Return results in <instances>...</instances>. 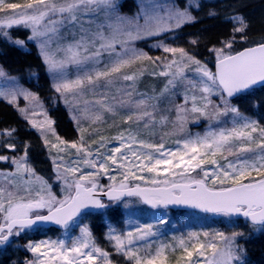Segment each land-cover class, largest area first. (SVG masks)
Returning <instances> with one entry per match:
<instances>
[{"label": "snow or ice", "instance_id": "obj_1", "mask_svg": "<svg viewBox=\"0 0 264 264\" xmlns=\"http://www.w3.org/2000/svg\"><path fill=\"white\" fill-rule=\"evenodd\" d=\"M194 19L189 6L181 9L156 0H140L135 15H122L119 0H0V35L11 39L8 30L13 27L30 30L27 41L36 42L52 75V87L79 133V139L69 143L56 133L53 120H29L49 154L56 149L53 171L61 182L62 198L28 164L25 143L23 155L11 158L14 171H0V247L42 223H54L66 232L79 226V235L67 239L29 240L24 247L33 259L25 264H113L88 225L78 221L85 210L108 207L98 193L112 202L138 197L153 209L176 206L228 219L240 216L250 226L247 238L264 233V125L231 103L233 97L264 86V38L235 51L237 34L241 41L248 40L249 22L234 13L229 17L233 25L229 38L220 42L221 47L209 49L215 56V71L182 47L161 41L155 46L171 56L155 59L136 47L137 41ZM14 43L23 47L26 41ZM145 61L156 66L151 73ZM146 73L163 78V86L141 91ZM0 77L5 83L15 79L2 70ZM20 95L39 106L38 97L17 84L0 90L10 103ZM177 96L183 97L182 103H175ZM20 111L27 114V109ZM190 115L194 121L203 118L209 125L231 126L181 135ZM109 120L117 130L114 136L104 135L100 128ZM169 125L171 131H163ZM14 132L4 129L0 136L11 137ZM166 137H175L173 146H168ZM113 141L118 146L109 148ZM3 147L17 145L6 142ZM7 159L0 155V161ZM101 174L111 181L106 188L100 183ZM166 224L158 217L133 231L117 234L109 228L106 236L130 264H173V260L174 264H246V248L240 243L244 231L189 230L173 236L175 243L169 244L156 239Z\"/></svg>", "mask_w": 264, "mask_h": 264}, {"label": "rangeland", "instance_id": "obj_2", "mask_svg": "<svg viewBox=\"0 0 264 264\" xmlns=\"http://www.w3.org/2000/svg\"><path fill=\"white\" fill-rule=\"evenodd\" d=\"M122 1L124 0H119V3ZM203 1L207 2L209 0H156V2L158 3L175 4L179 6L181 9H183L185 6H189V10L191 11L192 15L195 18L197 16L196 14H201V9H202L201 6L203 4ZM10 2L22 3L23 0H16V1L12 0ZM128 2H131L133 8L129 10V13L126 12H120V13L122 15H135L136 12L138 11V5L140 3V0H128ZM196 5H199V7H197ZM206 11L210 12L208 5L205 6V12ZM30 34L31 32L29 30V35ZM2 38L12 44H15L14 41L16 39L13 38L8 39L3 36ZM149 38H145V39H149ZM143 40L137 41L136 47L142 49L141 46H138V44L142 43ZM172 40L173 38H171L170 41ZM28 42L29 44H32V46L36 50V53L38 54V56H40L39 49L36 46V42L35 41H28ZM157 43L159 42L152 40L150 42H147L146 45L149 50L157 52L158 55L163 54L164 53L163 50L155 46ZM167 45L173 47L177 46L174 40L173 43L168 42ZM17 46L21 47L19 45ZM21 48L24 49V47ZM194 52L195 51L190 53L195 55L196 58L200 59L202 62H207L208 66L213 70V64L215 62L214 54H212V56L214 57V61L211 62L210 58H204L202 56H199L200 54L197 56ZM168 55L171 56L170 53ZM44 67H45L46 76L50 84L49 87L50 90L46 98L39 96V94L35 90H32L30 87L25 85L17 75L8 73L5 69H3V67L0 64V70H2L5 73V76L7 78H15L14 80L9 79L7 83H5V78L0 77V90L7 89L8 87H11L13 84H17L19 85L20 88L34 93L38 97V104H39V106H37L36 101L25 100L23 95L17 96L16 99L11 103L7 98L0 96V101H3L6 104L10 105L15 110L16 116L21 120L20 124L0 127V131H3L4 129H15V132L11 137L0 136V155L9 157V159L7 160L0 161V171H6V172L14 171V165L11 162V158L15 156L23 155L24 145L25 143H27L29 145L28 157H27L28 164L35 170V173L37 175L42 176L48 181V183L52 186L53 193L58 198H62L61 182L56 180L55 172L53 171L54 168L53 157L57 155L56 149H52L51 155L49 154V149L45 147L40 132H38L37 129L31 127V125L29 124V120H34L37 123L43 122L46 117L48 119L53 120L54 121L53 127L56 133L62 139L68 141L69 143L78 140L79 137L74 136L72 134L66 136L64 134L65 133L64 131L57 130L56 126H57V121L59 119L60 110L58 111L55 109L57 107L63 109L66 112L67 118L70 121L72 120L71 114L69 112L68 107L59 97V94L54 91L52 87L54 83L52 79V75L47 71V66L45 64ZM154 67L156 66H153V68ZM161 79H162L161 82V87H162L163 78ZM27 80L29 82V78H27ZM32 83L37 86V81L33 80ZM140 90L142 91L141 87ZM177 99H178L176 101L177 104L183 102L182 96H179ZM213 99H218V98L214 97ZM231 102L233 105L237 106L242 113L251 116L255 119H258L260 123L264 125V88L260 90H256L254 92H250L245 96L240 95L235 102L234 101ZM20 109H27V114L21 112ZM33 112H35L36 114L33 115L32 114ZM174 118L175 115L171 119ZM223 119L227 121L230 120V117H225ZM187 123H189V125H186V133H183L181 135L184 134L195 135L197 133L202 135L206 130L209 129H215L223 126H231L230 124L218 125L216 124V122H213L212 125H209L208 121L203 118L199 119L198 121H194V117H192L191 115L189 116ZM165 131H167V129ZM169 131H171V127L169 128ZM74 134L77 135L78 132H75ZM116 134L117 133L106 136H114ZM48 136L51 142H56L55 137L51 136V133H48ZM157 139H159V137H157ZM171 141L172 140L170 139L168 140V146L170 147L173 146ZM6 142L15 143L17 145V148L9 149L3 147L4 143ZM116 146H118L117 143L113 141L111 144H109L108 147L111 148ZM60 155L65 156L66 159L68 158V156H66L65 153H60ZM71 155L72 156L75 155V150H71ZM47 165H49V173L45 174V171H47L45 167ZM109 174L116 175L117 180L122 179V176H120L119 173L115 171H110ZM145 175H147V173H145ZM131 182L135 184V183H139L140 181H131ZM100 183L104 185L106 188L107 185L111 183V181L108 179L107 176L101 174ZM140 183L143 184L142 182ZM139 204H141V202L137 198L127 197L121 199L120 201H116V202L111 201L107 203L106 205H108V207L98 212L84 213L78 217L79 224L88 225L97 244L109 252L110 259L112 260L113 264H130V262H127L121 254H117L112 244L109 243L106 236V234L109 231V228H114L116 230V233L119 234L122 232L133 231L135 227L139 224L155 223L158 217L164 218L167 220V224L160 226V231L162 234L156 239L169 244L172 243L173 236L179 237L181 235H186L189 230L199 231L201 229L204 230L221 229L224 230L227 234H230L231 231L233 230L236 231L242 230L244 232L249 230L248 224L245 222V220H239L238 217H232L228 219L220 216H215L212 214L211 215L201 214V213L200 215H189L182 213L179 214L176 212H168L166 210H161V209H152L149 212L138 207ZM45 212L47 211L44 210V213ZM232 223H235L237 225L235 229L231 228L230 226L229 227L225 226V225H230ZM258 233L260 232H257V234ZM68 235H72V236L79 235V226H72L67 232L65 229L58 230L53 228L46 229L42 227H34L31 230H27L21 236L12 238V241L9 245L0 247V264L6 262L4 261V259L10 260L9 264H13L17 261H20L21 264H25L26 260L33 259L32 253L28 252L24 247L29 240L41 241L47 239H52V240L67 239ZM250 253H251L250 248L246 249V255H245L246 264L250 260V256H249Z\"/></svg>", "mask_w": 264, "mask_h": 264}, {"label": "trees", "instance_id": "obj_3", "mask_svg": "<svg viewBox=\"0 0 264 264\" xmlns=\"http://www.w3.org/2000/svg\"><path fill=\"white\" fill-rule=\"evenodd\" d=\"M12 1V0H10ZM16 1V0H13ZM203 1L201 6V14H196V18L189 23L182 25L179 28H175L171 31H167L162 33L160 36L152 37L149 39L143 40L142 43L138 44L141 46L144 52L148 53L153 59L156 57H164L170 56L169 53L159 54L157 52L151 51L148 49L146 43L152 40L156 42H163L168 44V42H172L173 40L176 47H182L187 49L189 52H193L198 56H202L204 58H210V61H214V57L210 54L209 49L212 47H221V41L226 40L231 35L233 25L229 22V17L234 13L242 14L247 21L249 22V27L247 29V42L241 41L239 39V34H237L236 43L234 44V50L239 51L245 47L252 46L256 42H259L261 38H264V0H209L207 2ZM120 4V12L129 13V10L133 8L131 2L128 0H124L119 3ZM209 7L210 12H205V6ZM124 10V11H123ZM128 11V12H127ZM209 13H215V15H209ZM10 33V37L13 39H21L27 40L29 36V30L24 28H16L8 30ZM171 38H173L172 41ZM193 40H197V44L190 43ZM23 48L18 47L15 44L8 42L2 38L0 35V64L8 73L17 75L22 82L30 87L32 90H35L39 96L45 97L48 95L50 90L49 80L45 73V67L42 59L36 53V50L26 41L25 46ZM145 65L147 67V73H151L153 69V65L149 61H145ZM145 75L140 87L142 91L150 90L151 87L155 86L157 89L161 87L162 79L159 77H153L150 74ZM29 78V82L27 80ZM33 80L37 81V86L32 82ZM264 86L258 87L250 90V92H254L256 90L263 89ZM240 94V95H247ZM239 95V96H240ZM237 96L231 101H236ZM179 96H177L178 98ZM176 98V101L178 100ZM232 103V102H231ZM55 110H60L59 119L57 121V130L64 131L66 136L70 134L79 137V133L77 132L75 123L67 118L66 112L57 107ZM175 110L170 113V117H174ZM21 120L16 116L15 110L8 104L3 101H0V127L10 126L14 124H20ZM112 121L109 120L107 124L101 125V131L104 135H111L117 133L115 128L110 127ZM189 125V123H187ZM169 127L167 131H169ZM164 129L163 131H165ZM173 140L175 137H166V140ZM47 171L45 174L49 173V165L45 167ZM259 179V177H256ZM133 183V182H131ZM140 183V182H139ZM143 185V184H142ZM138 207L145 211L152 210L142 204H139ZM166 210L168 212H176L179 214H189V215H200V213L195 211H186L180 209H161ZM239 220H244L242 218H238ZM249 230L245 233V237L240 239V243L246 248H250V260L247 264H264V233H255L248 237V233L250 231V226L248 225ZM50 229V228H46ZM172 243L175 241L172 240ZM3 264H9L10 260L4 259ZM13 264H21L20 261H17ZM174 264V260H173Z\"/></svg>", "mask_w": 264, "mask_h": 264}, {"label": "water", "instance_id": "obj_4", "mask_svg": "<svg viewBox=\"0 0 264 264\" xmlns=\"http://www.w3.org/2000/svg\"><path fill=\"white\" fill-rule=\"evenodd\" d=\"M253 46V45H252ZM241 50H243V49H241ZM240 51V50H239ZM213 70L215 71V62H214V64H213ZM257 87H261V86H255L254 88H257ZM253 88V89H254ZM240 95V94H239ZM238 96V95H237ZM237 96H235V97H233L232 99H234V98H236ZM142 186H144V185H142ZM98 196H99V198L102 200V202H106V201H109L108 200V197L107 196H105V195H103L102 193H98ZM122 198H127V196H124V197H122ZM121 198V199H122ZM138 198V197H137ZM139 199V198H138ZM140 200V199H139ZM140 202L143 204V205H145V206H147V207H149V208H152L150 205H147V204H145V203H143L141 200H140ZM168 208H170V209H182V210H187V211H196V212H199V211H197V210H192V209H187V208H182V207H176V206H169ZM158 209H163V208H158ZM100 210H102V209H100ZM100 210H96V209H89V210H85V211H83L81 214H83V213H89V212H97V211H100ZM200 213V212H199ZM44 214H47V212L46 213H44ZM80 214V215H81ZM202 214H205V213H202ZM235 217H239V218H242V219H244L243 217H240V216H235ZM37 226H39V227H43V228H50V227H52V228H55V229H58V230H62L63 228H61L59 225H56V224H54V223H51V222H47V223H42V224H39V225H37Z\"/></svg>", "mask_w": 264, "mask_h": 264}, {"label": "bare ground", "instance_id": "obj_5", "mask_svg": "<svg viewBox=\"0 0 264 264\" xmlns=\"http://www.w3.org/2000/svg\"><path fill=\"white\" fill-rule=\"evenodd\" d=\"M131 198V197H130ZM133 198H137V197H133ZM122 199H124V198H122ZM138 199V198H137ZM139 200V199H138ZM140 201V200H139ZM109 202H111V201H106L105 203L107 204V203H109ZM142 204V203H141Z\"/></svg>", "mask_w": 264, "mask_h": 264}]
</instances>
